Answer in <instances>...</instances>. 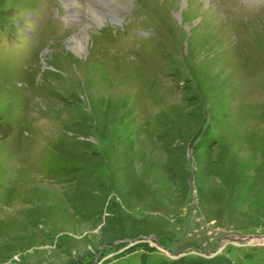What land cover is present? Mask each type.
I'll list each match as a JSON object with an SVG mask.
<instances>
[{"label":"rangeland","instance_id":"rangeland-1","mask_svg":"<svg viewBox=\"0 0 264 264\" xmlns=\"http://www.w3.org/2000/svg\"><path fill=\"white\" fill-rule=\"evenodd\" d=\"M64 1L0 0V264H264V0Z\"/></svg>","mask_w":264,"mask_h":264},{"label":"trees","instance_id":"trees-1","mask_svg":"<svg viewBox=\"0 0 264 264\" xmlns=\"http://www.w3.org/2000/svg\"><path fill=\"white\" fill-rule=\"evenodd\" d=\"M197 132H199V130ZM196 135L197 134H194L193 138H195ZM162 264H236V263L229 256L216 254L204 259H192L188 261L180 259V260L164 261Z\"/></svg>","mask_w":264,"mask_h":264},{"label":"bare ground","instance_id":"bare-ground-1","mask_svg":"<svg viewBox=\"0 0 264 264\" xmlns=\"http://www.w3.org/2000/svg\"><path fill=\"white\" fill-rule=\"evenodd\" d=\"M75 3L78 5V6H82L83 5V1L82 0H73V1H69L68 0V3L66 4V7L68 8V9H72V7H73V5H75ZM98 12V13H97ZM93 13H97V15L99 14H101V12H99V11H93ZM100 16H102V17H104L103 15H100ZM97 18V17H96ZM99 18V17H98ZM102 19V18H101ZM77 43H79V42H77ZM79 45H77V46H74V47H78Z\"/></svg>","mask_w":264,"mask_h":264},{"label":"water","instance_id":"water-1","mask_svg":"<svg viewBox=\"0 0 264 264\" xmlns=\"http://www.w3.org/2000/svg\"><path fill=\"white\" fill-rule=\"evenodd\" d=\"M257 237V236H256ZM246 239L245 237L243 238H240V237H233L232 240H235V241H241V240H244Z\"/></svg>","mask_w":264,"mask_h":264}]
</instances>
